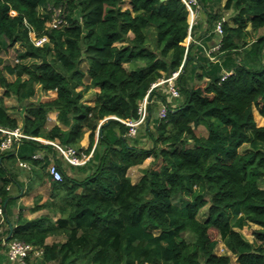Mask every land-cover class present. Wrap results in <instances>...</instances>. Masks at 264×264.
Segmentation results:
<instances>
[{
	"label": "trees",
	"instance_id": "16d2710c",
	"mask_svg": "<svg viewBox=\"0 0 264 264\" xmlns=\"http://www.w3.org/2000/svg\"><path fill=\"white\" fill-rule=\"evenodd\" d=\"M125 1L132 7L124 9ZM200 2L207 10L208 0ZM225 10H232L228 19ZM55 11L61 27L48 25ZM189 15L183 0H0V53L21 47L16 63L0 54V128L28 135L3 150L0 130V205L7 215L17 200L9 185L18 189L20 172L51 187L50 199L34 209L52 215L21 211L5 230L8 241L40 251L26 264H232L229 253L217 252L213 227L238 264H264V124L254 111L264 116V33L248 47V28L264 29V0H226L208 13L211 28L223 23L214 60L194 41L185 45L195 28ZM33 32L47 40L37 44ZM178 70L180 96L168 81L154 86ZM38 86L55 95L35 101ZM95 88L91 103L86 94ZM147 94L150 113L153 103L168 108L165 117L147 116L152 147L141 146L140 134L129 135L122 121L139 118ZM13 96L21 117L7 104ZM53 111L60 125L49 129ZM200 126L206 134L197 133ZM40 138L92 156L69 163L71 172L57 159V180L47 169L57 148ZM150 156L160 165L133 181L130 169ZM251 223L260 226L254 241L242 232ZM50 236L64 239L49 243ZM0 246L7 252L1 239Z\"/></svg>",
	"mask_w": 264,
	"mask_h": 264
},
{
	"label": "built area",
	"instance_id": "2783aa9c",
	"mask_svg": "<svg viewBox=\"0 0 264 264\" xmlns=\"http://www.w3.org/2000/svg\"><path fill=\"white\" fill-rule=\"evenodd\" d=\"M190 13L194 15L195 9L199 10V7H201V2L200 0H183ZM197 10V11H198ZM59 11H55L53 14V18L48 22V25L53 26V27H61L63 25L64 19L59 16ZM194 24L193 20L191 22V27ZM215 31L219 35V40L217 44L213 47V49H219L222 43V35H223V23L222 21H218L215 27ZM37 44H42L45 40H47V37H41V38H36ZM211 57V55H210ZM180 70L176 71L173 73V75L167 79L169 82V91L172 93L174 96H180V91L177 88V86L174 83V79L179 75ZM230 72H226V74H229ZM159 83H155L157 85ZM150 102L148 94L145 96L143 101L140 104L139 107V113L140 116L137 119H122L129 127V135H136L139 132V127L146 123L147 116H148V103ZM167 106L164 104L162 105L160 112H159V117H165L167 114ZM2 131V142H1V149L6 150V149H13L17 143L23 138L28 135L24 134L23 131L18 127L15 129H9V128H0ZM45 142H51L53 143L56 148H57V155H50V163L48 164V172L57 180H61L63 178V170L61 169V166L57 162L58 157L64 158L68 163H71L73 165H79L85 163L90 157L91 154H87L84 152H79L77 148H75L72 145L68 144H62L58 141H48V140H43ZM35 157H41L42 154L40 152L36 153L34 155ZM22 165L28 166L27 163L23 162ZM6 222V213L5 209L2 205H0V239L1 243L4 245H7V255L9 259L12 262H18V263H25L26 258L33 252L35 251L36 254L40 253L39 250L35 249L34 246L24 240L20 239H12L9 240L7 239V234L4 233L3 229V224Z\"/></svg>",
	"mask_w": 264,
	"mask_h": 264
},
{
	"label": "crops",
	"instance_id": "0c3cea01",
	"mask_svg": "<svg viewBox=\"0 0 264 264\" xmlns=\"http://www.w3.org/2000/svg\"><path fill=\"white\" fill-rule=\"evenodd\" d=\"M225 2H226V0H208L207 10L202 3H201V7H199V10H198L199 15L197 17V21H196L195 28H194L193 32L189 33V40H190V42L194 41V43H197L196 45L203 46V48H204L203 52L204 53L209 54L211 51V48H213L217 44V42L220 38L218 33L215 31V29L211 28L210 25L208 24V21H207L208 13L211 10L221 9L223 7V5L225 4ZM223 12L225 13V16L232 14V10H229V11L225 10ZM248 29L250 31L249 38L251 37V40L249 39L250 42H249V46H248V47H250L252 45V42L255 41L257 39V37L259 36L257 34L256 36L253 37V34H255V33L262 34L264 29H260L257 31L252 30L251 27H249ZM192 51L194 52L195 49H193ZM208 56L210 57V55H208ZM263 57H264V50H263ZM95 90L99 91L100 89L95 88ZM97 91H95V95H96ZM53 95H55V92L52 93V96ZM48 97H50V96H48ZM94 97L92 99L90 98L88 100H90V102L93 103ZM259 114H260V112H259ZM49 116L51 118V122L47 124V127L49 129L52 128L53 126H55L56 124L60 125V120L58 119V113L57 112L53 111L50 113ZM260 118H262L261 120L264 121V116H262L261 114H260ZM40 139L46 140L43 138H40ZM81 144L85 149L90 146V144H91L90 131H87L85 133L84 138L81 141ZM82 152H84V151H82ZM92 152L93 151H91L89 153V154H91V156H92ZM58 159H59L58 162H60V164L64 167V169L68 172H71V170H72L71 165L64 158H62L60 156L58 157ZM16 171L19 172L20 168H17ZM19 179H20V181H22V184L18 186V189L13 184L9 185V187H11L12 195L17 200L12 204V208H11L10 212L6 215L7 219H6L5 224H3L4 233H5V230L7 227L10 228V223L13 224V227L17 225V219L19 217V212H21V211L28 218H36V217L41 216L43 214H49V212H50L48 210V207H42V208L34 209L36 202H37V204L42 205L48 199H50V197H51L50 185L46 184V183L38 182V181L33 182L27 176H25V174L23 172H20ZM52 238H53V236L48 237L47 242H49V243L53 242ZM1 245H3V244L1 243ZM0 254H4V255L7 254L5 247L0 246Z\"/></svg>",
	"mask_w": 264,
	"mask_h": 264
},
{
	"label": "rangeland",
	"instance_id": "374dc122",
	"mask_svg": "<svg viewBox=\"0 0 264 264\" xmlns=\"http://www.w3.org/2000/svg\"><path fill=\"white\" fill-rule=\"evenodd\" d=\"M122 7L124 9L126 8H131L132 5L130 4L129 1H125L123 4H122ZM198 9H195V13H193L194 15H192V13L190 14V19L192 17V20L194 22V24H196V21H197V17L199 15ZM41 11H44L43 9H41ZM191 24V23H190ZM147 33L149 35V42H150V46L152 48H154L155 46V42H154V39H155V28L153 26H148L147 27ZM264 33V30L263 32ZM260 35L259 33H255L253 34V37L256 36V35ZM33 37H35V34L34 32L32 33ZM131 36H133V33H131ZM251 40V37L248 38ZM185 45H189L190 44V40H189V35H188V38H186L185 40ZM197 43H195L196 45ZM21 50V47L20 46H17V47H14V48H10L9 50H3L0 54L5 58L7 59V61H10L12 63H16L18 61V51ZM219 49H213L211 48V51L210 53H206L207 56L208 55H211L210 57V60H214L216 59V56H215V53H217ZM209 57V56H208ZM86 62L83 64V67L86 69ZM85 81L86 83H88L90 81V77L88 75H86L85 77ZM167 81V79L165 78H162L160 79L157 83H161L162 85H166L165 82ZM95 89L93 90H90L87 94H86V99H92L94 96H95ZM54 91H44L40 86H38V92H37V95L33 98L35 101H39V100H45V99H48L49 97L48 96H52V93ZM6 101H7V104L9 105L10 109H11V112H13L15 115L21 117V113H20V110H21V106L20 104L18 103L16 97H8L6 98ZM161 102H159L156 106L154 105L153 103V111L150 113L149 110H148V115L151 114L150 116V120L152 121L154 118H158L159 117V112H160V109H161ZM255 111V117L257 119V122L259 125H263L264 124V121L261 120L262 118H260V114H259V111L257 108L254 109ZM50 115V114H49ZM51 122V118L49 116L48 118V123ZM146 125L147 123H144L143 125H141L139 127V139H140V142H141V146H145V147H152L153 145V139L152 137L149 135V133L146 131ZM196 131L198 134L202 135V134H206L207 133V129L204 127V126H200V127H197L196 128ZM132 137H137V136H132ZM160 163L155 161L154 158L152 156L148 157L142 164L140 165H137V166H134L130 169L129 171V174L132 178L133 181H138L139 178L141 177L142 175V171L144 168L146 167H149V166H159ZM37 205V202L36 204ZM48 210L50 211V209L48 208ZM206 210H207V207L203 208L202 211H201V214L200 216L201 217H204L205 216V213H206ZM53 213H51V211L49 212V215H52ZM7 219V217H6ZM56 219V217H54V220ZM260 226H258L257 224H254V223H251L247 226H245L243 229H242V232L244 233V235L251 241H254L256 239V235H255V230L258 229ZM211 236L215 239H219L220 242L217 246V252L218 253H229L231 255V261H232V264H238L237 262V256L235 254H233L231 251L228 250V248L226 247V245L224 244V242L221 241V236H220V233L218 231L217 228H211ZM7 236V235H6ZM64 237L63 236H53L52 240L53 241H57V240H63ZM32 259H34V256L32 257ZM0 264H12L11 260H9L8 256L7 255H2L1 258H0ZM19 264H26L25 263H19Z\"/></svg>",
	"mask_w": 264,
	"mask_h": 264
},
{
	"label": "water",
	"instance_id": "95a60500",
	"mask_svg": "<svg viewBox=\"0 0 264 264\" xmlns=\"http://www.w3.org/2000/svg\"><path fill=\"white\" fill-rule=\"evenodd\" d=\"M236 12H238V11H236ZM191 14V13H190ZM232 16V14L231 15H226L225 16V19H228L229 17H231ZM189 21H190V23L192 22V19H190V15H189ZM186 64V61H185V63L183 64V66ZM161 84V83H160ZM113 117V116H112ZM10 229H11V231L13 230V224L12 223H10ZM11 236V232L7 235V239L9 238Z\"/></svg>",
	"mask_w": 264,
	"mask_h": 264
}]
</instances>
